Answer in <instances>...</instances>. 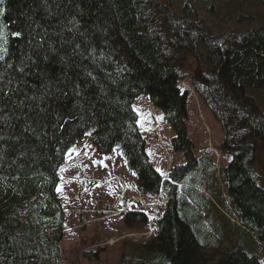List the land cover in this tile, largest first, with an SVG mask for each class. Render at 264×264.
Here are the masks:
<instances>
[{
	"label": "trees",
	"instance_id": "1",
	"mask_svg": "<svg viewBox=\"0 0 264 264\" xmlns=\"http://www.w3.org/2000/svg\"><path fill=\"white\" fill-rule=\"evenodd\" d=\"M189 59L196 65L190 76ZM186 78L223 133L229 161L214 204L246 234L244 246L229 240L238 244L233 250L210 234L214 217L203 220L180 193L190 190L177 187L199 163L182 123L187 92L177 84ZM141 96L187 159L170 170L169 182L161 183L136 128L131 105ZM83 136L100 150H119L139 195L173 185L154 223L155 243L132 245L135 258L120 264H260L264 0H0V264H60L58 169ZM202 160L214 175L210 159Z\"/></svg>",
	"mask_w": 264,
	"mask_h": 264
},
{
	"label": "rangeland",
	"instance_id": "2",
	"mask_svg": "<svg viewBox=\"0 0 264 264\" xmlns=\"http://www.w3.org/2000/svg\"><path fill=\"white\" fill-rule=\"evenodd\" d=\"M199 13L203 17V9ZM203 18L208 19V24L212 23V17ZM195 70L194 61L189 59L184 71L190 76ZM178 86L187 91L186 118L182 123L192 145L191 152L195 159L201 155L209 158L215 170L220 171L228 162V157L220 152L223 138L220 126L191 88L189 78L179 82ZM132 110L138 116L136 128L145 144L150 164L163 178H167L168 170L184 160L182 153L171 149L169 139L174 136L171 127L145 96L132 103ZM127 169L119 150H100L88 136L79 139L69 149L65 165L59 171L56 188V197L64 212L63 236L59 242L60 264H120L122 258H135L132 245L153 241V221L149 216L162 214L166 197L160 195L153 200L139 197L134 190L136 179ZM192 172L193 177L188 184L194 191L181 190L180 193L186 203H196L198 210H208V214L214 217L208 223L210 234L221 236L222 247L233 250L238 244L229 240L241 244L246 234L213 210L212 204L217 202L218 193L223 195L218 174L212 175L203 160L193 167ZM131 203L132 210H142L147 214V225L135 222L132 214L124 217ZM207 217L204 215L202 218L205 220ZM245 244H249L248 238ZM259 249H262L260 264H264V248L261 246ZM89 251L95 254V259L83 256Z\"/></svg>",
	"mask_w": 264,
	"mask_h": 264
},
{
	"label": "bare ground",
	"instance_id": "3",
	"mask_svg": "<svg viewBox=\"0 0 264 264\" xmlns=\"http://www.w3.org/2000/svg\"><path fill=\"white\" fill-rule=\"evenodd\" d=\"M183 186H184V185H183ZM177 187L179 188L180 186H177ZM185 187H186L188 190H190V191H194V189H193V188L191 187V185H189V184H186ZM159 190H160V192L162 193V189L160 188ZM163 191H164L165 195H166V193H167V196H169V194H170V193L172 194V192H173V185L165 186V187L163 188ZM212 207H213V205H212ZM182 213L187 215V214H188V211H187V210H182ZM221 215H222V217H224V219H225L229 224H231V225H233V226H235V227L238 228V221H237V219H235L233 216H232L231 218H229V217L227 216V214L223 212V210H222V212H221ZM63 216H64V212H63ZM224 233H225V232H224Z\"/></svg>",
	"mask_w": 264,
	"mask_h": 264
}]
</instances>
